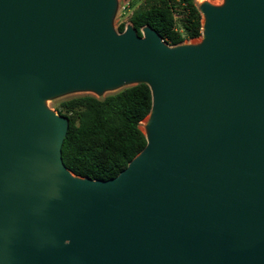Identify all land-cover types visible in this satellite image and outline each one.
Here are the masks:
<instances>
[{
	"label": "water",
	"instance_id": "95a60500",
	"mask_svg": "<svg viewBox=\"0 0 264 264\" xmlns=\"http://www.w3.org/2000/svg\"><path fill=\"white\" fill-rule=\"evenodd\" d=\"M119 0H0V264H264V0L197 3V42ZM144 82L145 145L79 176L48 99Z\"/></svg>",
	"mask_w": 264,
	"mask_h": 264
},
{
	"label": "trees",
	"instance_id": "16d2710c",
	"mask_svg": "<svg viewBox=\"0 0 264 264\" xmlns=\"http://www.w3.org/2000/svg\"><path fill=\"white\" fill-rule=\"evenodd\" d=\"M129 22L138 34L142 26H150L168 44L195 38L201 31L195 0H143L133 8ZM123 27L119 23L117 31ZM150 106L151 94L144 82L102 96L80 94L59 102L57 113L68 118L61 143L66 168L89 178L115 176L145 145L140 124Z\"/></svg>",
	"mask_w": 264,
	"mask_h": 264
},
{
	"label": "rangeland",
	"instance_id": "374dc122",
	"mask_svg": "<svg viewBox=\"0 0 264 264\" xmlns=\"http://www.w3.org/2000/svg\"><path fill=\"white\" fill-rule=\"evenodd\" d=\"M141 1L143 0H130L129 1V8L128 10L125 12V14L121 15V16H117L114 20H113V26L115 27V29L117 30V27L119 25V23H123L124 25L129 22V15L132 12L133 8L135 6H137ZM209 2L213 3V4H220L222 2V0H208ZM196 3H198L197 0H195ZM177 18V24L180 23V15H176ZM200 39V35L195 37V38H191V39H185L182 42H197ZM108 92L111 91H105L103 94H106ZM80 94H92V92H85V91H77V92H72V93H67L58 97H55L53 99H48L46 101V105L47 107H49L50 109H52L53 111H56V108H58V104L59 102H61L62 100H65L71 96H75V95H80ZM142 126V123L140 124V127Z\"/></svg>",
	"mask_w": 264,
	"mask_h": 264
},
{
	"label": "built area",
	"instance_id": "2783aa9c",
	"mask_svg": "<svg viewBox=\"0 0 264 264\" xmlns=\"http://www.w3.org/2000/svg\"><path fill=\"white\" fill-rule=\"evenodd\" d=\"M129 1L130 0H119V3H118V10H117V16H121L123 14H125V12L128 10L129 8ZM127 24V23H126ZM125 24V25H126Z\"/></svg>",
	"mask_w": 264,
	"mask_h": 264
},
{
	"label": "bare ground",
	"instance_id": "6f19581e",
	"mask_svg": "<svg viewBox=\"0 0 264 264\" xmlns=\"http://www.w3.org/2000/svg\"><path fill=\"white\" fill-rule=\"evenodd\" d=\"M198 2H202V1H207V0H197ZM141 123H142V121H141Z\"/></svg>",
	"mask_w": 264,
	"mask_h": 264
}]
</instances>
